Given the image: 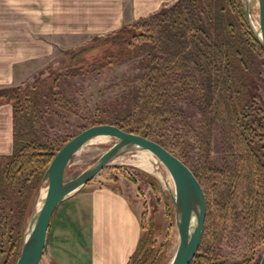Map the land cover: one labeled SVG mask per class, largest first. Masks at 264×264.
Returning a JSON list of instances; mask_svg holds the SVG:
<instances>
[{"label":"trees","instance_id":"trees-1","mask_svg":"<svg viewBox=\"0 0 264 264\" xmlns=\"http://www.w3.org/2000/svg\"><path fill=\"white\" fill-rule=\"evenodd\" d=\"M105 38L103 43L115 53L75 73L146 55L140 84L112 125L170 149L166 133L176 124L185 127L176 122L180 113L170 107L171 93L180 88L198 96L201 126L207 135L198 141V164L192 171L204 192L207 214L201 253L192 262L214 264L209 252H202V245L225 234L239 216L247 230H254L264 214V129L252 101L254 87L262 85L252 61L256 58L264 65V51L249 31L242 1L177 0L170 9L123 26ZM86 50L73 57L78 59ZM53 89L50 78L26 87L0 89V104L12 107V153L0 156V197L9 203L13 195L18 196L13 223L5 222L0 231V253L8 254L12 264L19 255L41 178L61 148L37 134L38 100L51 95ZM215 124L222 132L221 170L209 163V137ZM159 260L145 235L128 264H159Z\"/></svg>","mask_w":264,"mask_h":264},{"label":"rangeland","instance_id":"rangeland-1","mask_svg":"<svg viewBox=\"0 0 264 264\" xmlns=\"http://www.w3.org/2000/svg\"><path fill=\"white\" fill-rule=\"evenodd\" d=\"M176 2L177 0H172L169 6L162 7L158 12L162 9H170ZM252 6L251 17L256 25L258 15L256 0L252 1ZM98 37L100 39L94 42L91 40L93 37H90L81 42L75 39L66 44L61 43L60 46L55 44L51 58L41 61L39 63L41 66L33 74L23 76V87L31 85L38 79L46 78H50V86L54 87L53 95H46L38 100L36 114L37 134L54 147L60 145L62 147L73 136L88 127L96 126L97 123L112 125L111 122L115 120V116L124 109L140 84L146 55L130 56L122 62L92 71L74 72L80 67L105 61L115 53V49L103 43L106 35ZM83 49L88 50L81 53L78 59L73 57ZM252 63L254 71L262 80V85L254 87L252 101L256 111L260 112L258 119L264 129V65L256 58ZM173 91L169 102L170 107L180 113L179 121L176 122L185 123V127L173 125L172 129L166 133L171 145L170 149L162 146L183 163L186 162L192 171L198 164V141L202 136L207 135L206 130L201 126V103L198 96L189 89L180 91V88H176ZM221 135L220 125H213L209 137V163L211 167L218 170H221L224 164ZM94 141L71 158L65 171V180L79 175L115 143L109 137H106L105 141L99 139L98 142L97 139ZM147 155L143 152L125 154L104 167L90 183L95 182L97 185L99 183L107 185L110 183L108 181L116 183L117 189L124 192L128 201L139 209L142 236L146 235L150 240L153 255L160 259L159 264H170L177 248L178 233L173 206L164 182L167 184L169 181L167 185L171 190H173V183L161 164L158 166L162 179L157 178L152 171L143 168V162L146 160L152 162ZM45 191L46 183L41 184L30 208L27 222L39 206ZM17 198L15 194L7 203L0 197V231L5 222L8 225L13 223L17 212L15 210ZM240 217L230 225L225 234L217 233L214 240H212L213 237L209 241L206 239L207 241L202 245V252L208 251L214 259V264L259 263L264 249V214L258 227L250 231ZM200 253L197 252V254ZM0 264H12L11 257L8 258V254L0 253Z\"/></svg>","mask_w":264,"mask_h":264},{"label":"crops","instance_id":"crops-1","mask_svg":"<svg viewBox=\"0 0 264 264\" xmlns=\"http://www.w3.org/2000/svg\"><path fill=\"white\" fill-rule=\"evenodd\" d=\"M171 2L0 0V89L23 86V76L50 59L55 44L106 35ZM11 153L12 107L2 103L0 156ZM108 183H88L60 202L47 230L43 264L129 263L142 237L139 209L116 183Z\"/></svg>","mask_w":264,"mask_h":264},{"label":"water","instance_id":"water-1","mask_svg":"<svg viewBox=\"0 0 264 264\" xmlns=\"http://www.w3.org/2000/svg\"><path fill=\"white\" fill-rule=\"evenodd\" d=\"M252 1L242 0L246 23L253 38L264 51V0H256V25L251 17ZM100 137H109L115 143L79 175L65 180V171L71 158ZM134 152L151 154L168 172L173 190L165 182L164 185L173 206L178 233L177 248L170 264H190L200 247L206 219V200L200 183L185 163L159 143L110 124L82 130L56 153L41 178V184L46 183V191L28 221L15 264H42L47 230L60 202L90 183L104 167L117 158ZM258 264H264V249Z\"/></svg>","mask_w":264,"mask_h":264},{"label":"bare ground","instance_id":"bare-ground-1","mask_svg":"<svg viewBox=\"0 0 264 264\" xmlns=\"http://www.w3.org/2000/svg\"><path fill=\"white\" fill-rule=\"evenodd\" d=\"M254 23V22H253ZM255 24V23H254ZM98 139L99 140H102V141H105L106 140V137H100V138H97V142H98ZM105 139V140H104ZM95 142V141H94ZM144 153V152H143ZM149 156H150V158L152 159V162H147V160H146V162H143L142 163V166H143V168H145V170H150V171H152L154 174H155V176L157 177V178H159V179H162V176H161V174H160V171H159V166H158V164H160V163H158L157 162V160L155 159V157H153L151 154H149V153H147ZM147 155V156H148ZM148 158V157H147ZM146 158V159H147ZM139 166V165H138ZM165 176V175H164ZM168 179V178H167ZM169 180V179H168ZM168 180H166V181H168ZM168 183H169V181H168ZM167 183V184H168Z\"/></svg>","mask_w":264,"mask_h":264}]
</instances>
